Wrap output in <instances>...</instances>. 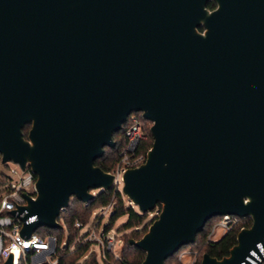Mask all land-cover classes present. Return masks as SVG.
<instances>
[{"label":"water","instance_id":"obj_1","mask_svg":"<svg viewBox=\"0 0 264 264\" xmlns=\"http://www.w3.org/2000/svg\"><path fill=\"white\" fill-rule=\"evenodd\" d=\"M215 1L199 35L173 8L146 19L141 0H0V160L36 176V196L18 207L23 221L35 216L21 236L62 229L71 198L111 190L114 174L94 161L140 112L153 141L120 191L141 214L158 211L128 239L141 264H165L225 214L252 223L228 256L203 252L200 264H240L264 248V37L246 53L242 34L264 0Z\"/></svg>","mask_w":264,"mask_h":264},{"label":"built area","instance_id":"obj_2","mask_svg":"<svg viewBox=\"0 0 264 264\" xmlns=\"http://www.w3.org/2000/svg\"><path fill=\"white\" fill-rule=\"evenodd\" d=\"M127 123L128 126L124 132L125 146L119 153V160L110 172L114 174L112 189L121 184L123 172L128 167L138 166L145 160V156L136 153L139 143L145 137L144 122L136 114L131 113L128 116ZM3 165L6 172L2 176L3 184L0 188V264H3L11 253L12 264H62L60 259L64 255L65 247L61 249V244L57 246L56 239L53 236H48L43 241L35 232L28 238L20 234L22 224H27V222L35 219V216L32 215L23 221L22 217L26 211L19 212L18 207L26 204L25 196H36L34 188L36 176L32 173L28 163H26L24 169L12 160ZM101 208H103L104 214H110L112 211L111 204ZM248 218H241L235 214L217 216V219L214 220L209 231L205 234L202 245L215 244L233 229L238 228L239 230L246 227L244 224L248 223ZM74 225L76 227L82 226L77 222ZM87 236L88 241L100 242L102 246L100 255L105 264H116L115 261L119 259V255L114 252L112 238L98 236L95 229H91ZM107 252L113 254V262L107 258ZM183 254L184 252L178 256L179 260H181ZM196 255L197 252L189 253L190 260L186 264H196ZM240 264H264L262 244L258 242L256 251L250 250L249 256Z\"/></svg>","mask_w":264,"mask_h":264},{"label":"trees","instance_id":"obj_3","mask_svg":"<svg viewBox=\"0 0 264 264\" xmlns=\"http://www.w3.org/2000/svg\"><path fill=\"white\" fill-rule=\"evenodd\" d=\"M137 115V117L142 122H149L145 119L141 118L140 112H133ZM151 125V122H149ZM128 123L125 124L121 130L116 131L113 134V140H115V146L114 147H104V152L102 156L97 158L94 163L98 165L102 170L106 172H111L113 167L115 166L116 162L119 160V153L123 149L126 143V139L124 138V132L127 129ZM149 125L147 128H145L144 133L145 137L144 140H142L137 149L136 153L141 154L142 156H145V152L152 144V137L149 132ZM146 157V156H145ZM1 164V160H0ZM1 176V174H0ZM3 184L2 180L0 179V187ZM97 193L94 198L89 201L88 203H83L81 200L72 198L70 199L69 205L65 210L61 211L60 217L58 218V222L63 226L62 229H50L48 227H39L36 230V233L39 232H47L51 236H53L56 239L57 246L61 244V238L63 232L66 233V242L69 243L70 240L77 236V231L73 229V224L75 220L80 219L83 222H87L89 219L91 213L98 207L105 206L112 202L114 199L120 200L121 194L120 191L114 190L111 188L109 191H102ZM72 200V201H71ZM112 213L109 216L108 224L105 226V232L109 231L113 227V223L116 219L119 217L126 215V220L122 225L120 226V230L126 231L130 230L129 235L124 240L122 247L120 249V255L119 259L116 260V264H141L143 261L144 253L137 247L133 245H129L128 239L134 238L138 239L140 238L145 231L147 230V227L151 220L155 218L156 216L150 218L149 220H146L148 213L141 214L138 210L131 207L130 205L128 207H125L123 203H114L112 206ZM217 219V216H214L213 218L206 221V224L201 232H198L196 235V243L195 244H187L182 245L175 253H173L171 256H168L165 260V264H181L182 259H184V254L181 256V260H179V255L186 251L191 250L195 251L197 250V259L196 264H200L201 261V254L203 252L208 253L210 256L217 257V258H223L225 256H228L229 250L232 248V246L236 243V234L238 231V228L233 229L231 232L227 233L223 237L220 238L219 241L215 242V244L211 245H202L203 238L205 234L209 231L210 226L214 223V220ZM246 227L251 225V221L248 218V223L244 224ZM142 227V228H141ZM141 228L140 230H138ZM87 250V247H77L75 252L72 253L70 258L62 256L61 263L65 264H78L76 263V259L79 257L82 252ZM107 258L110 260L112 259V256L110 253H106ZM188 257V256H187ZM186 259V258H185ZM181 262V263H180ZM92 264H98L96 263V259L93 258L91 261Z\"/></svg>","mask_w":264,"mask_h":264},{"label":"rangeland","instance_id":"obj_4","mask_svg":"<svg viewBox=\"0 0 264 264\" xmlns=\"http://www.w3.org/2000/svg\"><path fill=\"white\" fill-rule=\"evenodd\" d=\"M148 125L150 126L149 122H144L143 131L145 130V128L148 127ZM5 172H6V170H5L4 165L0 164V174H1L0 179L2 180V182H3L2 176H3V174H5ZM121 187H122V182L118 186H115L114 190L120 191ZM99 190L100 189H98V188L92 190V193L94 194V196L100 192ZM120 194H121L120 200L114 199V200H112V202L109 203V204H111V208L114 205V203H123V205L125 207H128L130 205L131 207L138 210L137 207L131 205L130 200H128L126 197H124L121 191H120ZM72 200H73V198H72ZM157 212H158L157 210L153 211V212H149L146 220H149L150 218L156 216ZM111 213H112V211L110 212V214ZM110 214H104L103 208L98 207L91 213L87 222H83L80 219L75 220V222L82 225V226L76 227L74 225L75 222L72 225L73 229L77 231V236L72 238L70 240V242L67 243V245H66V243H65L66 242V233L63 232V234H62V238H61L60 243H61V249L65 247L64 257L70 258L72 253L75 252L76 248L79 246H81L82 248L87 247V250L82 252V254H80L79 257L76 259V263H78V264H92L91 261L94 258V259H96V263L98 262V264H105L104 261L101 259V255H100L101 249H102L100 242H92V241L87 240V237H88L87 233L91 229H95L98 236H103V238H105V237L112 238V242L114 244L113 245L114 246V252L116 254L120 255V249L122 247V244H123L124 240L127 238V236L129 235L131 229L126 230V231L120 230V226L126 220V215H123L114 221L113 227L109 231L105 232L104 228H105L106 224H108ZM141 228H139L138 230H140ZM35 233H36V231H35ZM36 234L43 241H45V239H47L48 236H51L47 232H39ZM193 252H197V250H195V251H191V250L184 251V255H183L184 259H182V263L181 262L180 263L186 264L190 260L189 253H193ZM110 254L113 258V254L112 253H110ZM109 261L113 262V260H110V259H109Z\"/></svg>","mask_w":264,"mask_h":264},{"label":"flooded vegetation","instance_id":"obj_5","mask_svg":"<svg viewBox=\"0 0 264 264\" xmlns=\"http://www.w3.org/2000/svg\"><path fill=\"white\" fill-rule=\"evenodd\" d=\"M141 2L146 19L166 7L173 8L178 24L186 28L188 32L193 30L199 35L207 32L212 22L211 14L219 7V3L215 0H141ZM260 12L259 15L252 13L243 18L242 34L246 53H258L255 51L256 38L260 35L264 37V11ZM30 126L25 124L22 129L24 138Z\"/></svg>","mask_w":264,"mask_h":264}]
</instances>
